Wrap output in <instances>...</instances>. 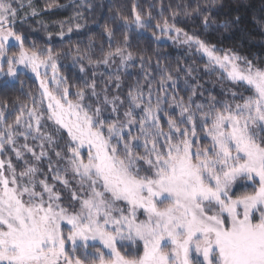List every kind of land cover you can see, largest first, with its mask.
<instances>
[{"label":"snow or ice","instance_id":"6c2138e0","mask_svg":"<svg viewBox=\"0 0 264 264\" xmlns=\"http://www.w3.org/2000/svg\"><path fill=\"white\" fill-rule=\"evenodd\" d=\"M215 3L193 11L210 12ZM24 7L0 0V87L23 84L28 72L39 82L31 107L0 106V264H264V62L189 35L173 11V22L154 27L206 58L204 71L219 73L218 96L205 95L194 65H178L173 75L157 61V78L143 56V78L126 93L120 75L89 78L84 60L134 63L127 32L113 47L108 25L102 59L77 47L63 65L78 66L77 87L60 72L52 33L49 45L26 44L17 28L29 18L20 15ZM136 8L134 19L113 22L144 29L151 13ZM240 21L236 15L219 27ZM214 23L204 15L205 29Z\"/></svg>","mask_w":264,"mask_h":264},{"label":"trees","instance_id":"16d2710c","mask_svg":"<svg viewBox=\"0 0 264 264\" xmlns=\"http://www.w3.org/2000/svg\"><path fill=\"white\" fill-rule=\"evenodd\" d=\"M23 3L25 7L20 15L27 12L29 18L23 26L18 24L17 28L27 36L26 44L34 41L40 47L49 45L48 33H52L49 46L54 51L63 54L59 62L62 65L60 72L68 76L70 83L77 87L83 86L78 66L71 68L63 65L70 66L72 64L73 53L77 47L82 51L89 49L93 60L102 59L101 45H103V51L108 50L107 37L104 34V26L108 25L116 33L113 47L122 42L123 35L127 32L130 37L128 51L134 54V63L125 67L120 65L119 57H117L115 63L109 68L104 65L88 66L87 60H84L82 62L87 66L89 78L93 71L97 73L98 82H102L99 75L101 73H103V80H107L109 76L120 75L122 92L126 93L130 84L143 78L144 73L141 70L139 59L140 56H143L145 58L144 70L152 72L157 78L160 73V69L156 68L157 61L170 71H173L178 65H194L199 70L194 75L203 88L208 90L205 95L218 96L222 86L218 81L219 73L204 71L206 58H201L194 48L190 49L179 41L174 43L167 36L161 35L159 30L154 27L163 18H168L170 23L173 22L171 17L173 11L178 13L176 26L182 28L189 35L198 36L218 48L237 51L249 59H254V62H264V0H216L210 12L199 14L193 9L198 6L203 9L212 3V0H31L30 8L28 0H23ZM134 3L137 5L136 11L142 17L146 18L151 13V24L144 29H137L133 25L132 29L125 30L120 27L122 21L117 20L114 23L112 18L127 16L130 20L134 19L132 12ZM48 4H53V7L48 9L46 7ZM32 9L38 13L34 17L31 16ZM161 9H163L164 17L160 16ZM185 12L190 15L186 16ZM204 15H209L210 19L215 22L213 27L204 28ZM236 15L241 17L239 24H229L227 29L219 27L226 21L230 22ZM61 22H64L65 37L63 39L57 35L62 30ZM76 24L81 27L76 29ZM69 27L73 28L71 33L67 31ZM153 32L161 39H154ZM149 60L151 64H149ZM173 75H175L174 71ZM180 76L183 77L184 73L181 72ZM20 80L23 81V84L17 82L7 88L0 87V106L7 101L10 105L9 110L18 109L22 104L31 107L32 97H39V82L35 79L34 74L30 72L26 75L22 74ZM75 90L74 87L72 91ZM112 90L115 91L114 85ZM180 94L184 95L183 92ZM17 98H19V103H14ZM14 118V115L10 116L9 122Z\"/></svg>","mask_w":264,"mask_h":264},{"label":"rangeland","instance_id":"374dc122","mask_svg":"<svg viewBox=\"0 0 264 264\" xmlns=\"http://www.w3.org/2000/svg\"><path fill=\"white\" fill-rule=\"evenodd\" d=\"M172 35H175L174 33H171ZM183 38V36H181Z\"/></svg>","mask_w":264,"mask_h":264}]
</instances>
